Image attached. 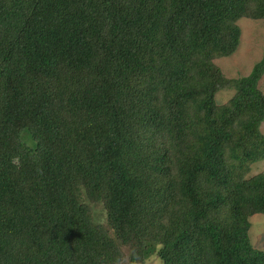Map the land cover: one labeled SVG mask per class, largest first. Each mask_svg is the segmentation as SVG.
I'll list each match as a JSON object with an SVG mask.
<instances>
[{
    "label": "trees",
    "instance_id": "trees-1",
    "mask_svg": "<svg viewBox=\"0 0 264 264\" xmlns=\"http://www.w3.org/2000/svg\"><path fill=\"white\" fill-rule=\"evenodd\" d=\"M244 16L264 0H0V264H264V50L214 62Z\"/></svg>",
    "mask_w": 264,
    "mask_h": 264
},
{
    "label": "rangeland",
    "instance_id": "rangeland-1",
    "mask_svg": "<svg viewBox=\"0 0 264 264\" xmlns=\"http://www.w3.org/2000/svg\"><path fill=\"white\" fill-rule=\"evenodd\" d=\"M240 27V36L235 51L228 55L216 58L214 62L221 68L223 74L229 78L246 76L249 74L255 62H257L264 50V19L241 17L237 21ZM259 89L264 93V73L258 82ZM233 90L221 89L215 94L218 104H223L231 97ZM260 130L264 134V121L260 124ZM264 169V159L252 164L250 173L255 174ZM96 218H104L100 206L93 207ZM248 230L251 244L264 249V214L256 213L249 217ZM120 264H129L127 253L124 254ZM145 264H162L161 259L152 252L145 260Z\"/></svg>",
    "mask_w": 264,
    "mask_h": 264
}]
</instances>
